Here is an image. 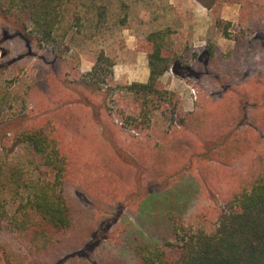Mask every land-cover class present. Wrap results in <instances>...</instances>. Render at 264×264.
Wrapping results in <instances>:
<instances>
[{
	"label": "rangeland",
	"instance_id": "1",
	"mask_svg": "<svg viewBox=\"0 0 264 264\" xmlns=\"http://www.w3.org/2000/svg\"><path fill=\"white\" fill-rule=\"evenodd\" d=\"M59 9L51 37L1 13L0 200L35 215L25 187L2 188L12 169L22 184L54 180L53 147L36 151L26 136L39 131L65 157L70 225L49 239L0 231V264H140L141 246L176 242V225L213 233L235 195L264 176V0ZM158 31L178 71L160 89L175 97L145 104L130 129L121 113L142 104L127 86L149 81L148 36Z\"/></svg>",
	"mask_w": 264,
	"mask_h": 264
},
{
	"label": "trees",
	"instance_id": "2",
	"mask_svg": "<svg viewBox=\"0 0 264 264\" xmlns=\"http://www.w3.org/2000/svg\"><path fill=\"white\" fill-rule=\"evenodd\" d=\"M73 1L89 0H0V17L3 15L1 13L6 14V17L12 15L14 22L22 25L25 31L28 29L26 22L32 21L43 36L51 37L61 17L60 6ZM163 38L164 33L159 31L148 36L149 49L146 50L150 68L149 81L134 82L127 86L128 89L135 90L142 105L130 114L121 113L124 127L139 129L138 121H141V116L146 115L145 104L149 102L170 100L173 103L175 93L165 88L160 89L162 75L170 69L178 73L175 62L164 54ZM99 60L92 72L99 68ZM157 105L159 107L160 104ZM174 107L177 108L176 102ZM26 134L36 151L43 150L45 146L53 147L59 163L58 170L54 180L31 179L23 184L19 183L21 177L18 171H10V175L4 180L2 191L12 189L13 185L21 189L25 187L29 192L25 206L28 210H33L35 215L25 212L18 214L17 210L9 213L7 206L0 200V231H39L49 239V236L53 238L52 234L70 225L64 185L66 161L64 156L58 155L57 144L41 132L31 131ZM36 216L38 219L34 220ZM175 231L176 242L166 241L164 246H141L138 251L140 264H264V176L258 177L250 190L235 195L229 210L221 214L213 233L193 231L178 225L175 226ZM171 246L176 248L175 256L167 249Z\"/></svg>",
	"mask_w": 264,
	"mask_h": 264
},
{
	"label": "crops",
	"instance_id": "3",
	"mask_svg": "<svg viewBox=\"0 0 264 264\" xmlns=\"http://www.w3.org/2000/svg\"><path fill=\"white\" fill-rule=\"evenodd\" d=\"M149 76H150V69L147 68V71H146V78H147V79H146L144 82H147ZM163 77H165V74L162 76V81H165V80L163 79ZM174 82H175V81H174Z\"/></svg>",
	"mask_w": 264,
	"mask_h": 264
}]
</instances>
